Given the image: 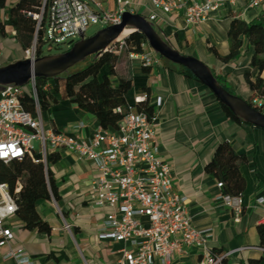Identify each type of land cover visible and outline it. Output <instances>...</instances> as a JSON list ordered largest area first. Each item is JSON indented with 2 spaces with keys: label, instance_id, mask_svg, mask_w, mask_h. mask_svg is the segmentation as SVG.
<instances>
[{
  "label": "crops",
  "instance_id": "crops-1",
  "mask_svg": "<svg viewBox=\"0 0 264 264\" xmlns=\"http://www.w3.org/2000/svg\"><path fill=\"white\" fill-rule=\"evenodd\" d=\"M17 1L1 0L0 23L7 19L6 14L4 19V9L11 8ZM99 1L106 10L116 7L115 0ZM138 2L139 15L148 17L155 13L149 0ZM246 5L245 0H239L236 6L227 5L196 27L186 23L182 11L159 12L157 26L172 47L205 63L213 73L227 80L237 96L249 100L253 94L246 83L245 72H251L254 79L258 76V70L251 67L253 49L246 45L241 56L229 63L210 52L214 47L221 56L228 55V31L233 18L264 23V7L241 17ZM12 35L15 36V32L12 31ZM8 41L0 37V66L25 58L19 44L12 45ZM5 44L13 51L6 52ZM131 67L134 82L127 95L128 105L134 112L136 98L149 95L160 156L171 165L175 189L188 199L193 226L199 231H209L210 250L230 254L225 264H264V252L249 249L261 247L258 227L264 219V205H256V200L264 198V133L247 124L232 122L206 86L187 77L180 67L163 58L159 65L151 67L150 73L143 71L140 60H131ZM111 80L114 86L118 85L116 77ZM160 100L162 106L159 107ZM48 116H53L56 131L71 136L75 133L74 126L82 121L89 124L81 134L83 137L101 127L94 116L69 101L55 104ZM223 142L230 143L248 158V163L241 168L246 188L239 198L243 208L240 222H236L232 210L218 200L220 181L206 169ZM58 156L59 162L51 165L58 199L50 195L37 203L38 212L49 223L51 233L26 230L16 215L10 217L7 227L12 229L15 238L10 246L0 247V264H15L4 261L3 257L10 249L19 248L25 249L35 264H113L123 248V243L98 238L97 230L110 209L90 204L89 195L98 176L94 164L69 151ZM200 254L199 250L191 249L188 255L177 256L172 264H198ZM50 255L54 257L47 260ZM155 264L161 263L156 260Z\"/></svg>",
  "mask_w": 264,
  "mask_h": 264
},
{
  "label": "built area",
  "instance_id": "built-area-1",
  "mask_svg": "<svg viewBox=\"0 0 264 264\" xmlns=\"http://www.w3.org/2000/svg\"><path fill=\"white\" fill-rule=\"evenodd\" d=\"M45 1V23L43 25L44 4L42 14L38 16L33 46L25 52V59L32 61L42 57L38 50L40 42L42 50L46 44L67 45L70 48L81 39L82 34L86 35L91 26L106 28L120 24L125 13L137 15L140 6L138 0H115V9L109 11L99 0ZM149 1L155 13L145 18L161 34L157 26L159 12L175 14L182 11L186 23L196 27L207 22L213 13L223 7L236 6L239 0ZM245 1L247 5L241 17L264 7V0ZM124 46L125 38H120L106 52L119 54ZM129 57L140 60L147 67L161 63V57L153 51ZM29 85L35 113L23 104L22 98L27 91L25 87L8 86L0 93V162L29 158L43 165L47 171L50 156L64 151L77 153L92 162L98 176L89 195L90 204L110 209L97 230L98 238L124 244L113 264H155L156 260L161 264H172L177 256L188 255L191 249L201 252L198 264H224L230 254L212 253L207 245L209 231H199L193 226L188 199L175 189L171 165L160 156L154 116L150 120L144 112L131 111L116 130L97 127L84 137L81 134L89 124L82 121L74 126L75 133L71 136L55 130L53 116L43 117L36 79ZM147 98V94L136 98V104ZM253 104L261 107L262 101L256 98ZM158 106H162L161 100ZM218 187L221 190L218 200L223 201L225 207L234 213L235 221L240 222L243 214L240 197L223 194L222 182ZM256 205L263 206L264 198H258ZM16 210L8 185L0 184V247L10 246L15 238L12 229L7 227V221L16 215ZM249 249L264 252L262 247ZM3 260L14 261L15 264H35L23 248L10 249Z\"/></svg>",
  "mask_w": 264,
  "mask_h": 264
},
{
  "label": "trees",
  "instance_id": "trees-1",
  "mask_svg": "<svg viewBox=\"0 0 264 264\" xmlns=\"http://www.w3.org/2000/svg\"><path fill=\"white\" fill-rule=\"evenodd\" d=\"M44 4L45 0H18L7 10L6 21L0 23V37L7 38L11 30L15 32L14 37L24 52L31 49L38 29V16L42 14ZM45 8L43 25L47 5ZM42 33L41 30L40 41ZM228 41L230 51L227 56H221L214 47L210 48V52L222 62L229 63L241 56L246 45L253 49L251 67L258 70V76L254 79L251 72H245L246 83L253 94L246 101L255 107L253 100L256 98L261 100L262 106L255 108L264 113V23L233 18L228 31ZM147 46L145 36L139 32H133L125 38V46L119 54L104 52L98 57H91L87 64L76 71H70L51 80L37 79L36 91L43 117L48 118V112L55 104L69 101L83 112L94 116L102 128L116 130L123 118L131 112L127 95L133 87L134 76L129 56L145 54ZM38 50L43 57L41 42ZM142 66L145 73L151 72V67L144 64ZM178 67L184 75L197 81L189 70ZM213 74L229 93L237 96L225 78ZM113 77L118 79L117 86L112 83ZM22 101L27 110L35 113L36 107L31 91H26ZM219 104L232 122L244 124L228 108L220 102ZM136 111L144 112L150 120L153 119L154 108L150 105L149 95L146 100L137 103ZM249 126L264 133L263 129ZM59 160L58 155L50 156L47 171L43 165L36 164L29 158L10 163L0 162V184L8 185L16 203V216L26 230L51 233L49 223L38 212L37 203L50 195L58 199V187L51 165L58 163ZM247 163L246 155L239 154L230 143L223 142L218 146L213 160L206 169L209 174L223 183V194L241 197L246 188V179L242 175L241 168ZM258 232L261 247L264 248V223L259 225ZM212 253L222 254L213 250ZM52 256H47L46 259L50 260Z\"/></svg>",
  "mask_w": 264,
  "mask_h": 264
},
{
  "label": "water",
  "instance_id": "water-1",
  "mask_svg": "<svg viewBox=\"0 0 264 264\" xmlns=\"http://www.w3.org/2000/svg\"><path fill=\"white\" fill-rule=\"evenodd\" d=\"M127 30L131 34H143L154 53L173 65L189 70L198 82L206 86L244 124L264 130V113L243 98L229 93L205 63L172 47L144 16L138 14L125 13L120 24L103 28L92 37L82 34L81 39L73 43L67 52L43 56L35 61L22 59L0 66V93L8 86L23 88L33 79L51 80L67 74L88 58L106 52Z\"/></svg>",
  "mask_w": 264,
  "mask_h": 264
},
{
  "label": "rangeland",
  "instance_id": "rangeland-1",
  "mask_svg": "<svg viewBox=\"0 0 264 264\" xmlns=\"http://www.w3.org/2000/svg\"><path fill=\"white\" fill-rule=\"evenodd\" d=\"M8 9H9V6L4 9V19H5V14H6V12H7ZM101 29H103V27L100 26V25H93V26H91L87 30V32H86V37H92L93 35H95ZM4 39H8L9 40L8 42H11L12 45H15L16 42H17L16 39H15V37L12 35V31L11 30L8 32V37L7 38H4ZM4 47L6 48L5 49L6 52L7 51L8 52L13 51L12 50L13 48L7 46L6 44L4 45ZM68 50H69V47L67 45H60V46H58V45H55V44H51V45L50 44H46L44 46V48H43L44 56L61 54V53H64V52H66ZM146 50H147L148 53L150 51H152L149 46H147ZM24 56H25V54H24ZM22 59H25V58H20L19 60H22ZM90 59H91V57L88 58L84 63L78 64L77 66H75L74 68H72L70 71H76V70H78L84 64H87L90 61ZM10 63L11 62L9 61L8 64H10ZM170 64H172V63H170ZM25 88H26V90L31 91V86L30 85H27ZM36 147H38V143H36Z\"/></svg>",
  "mask_w": 264,
  "mask_h": 264
},
{
  "label": "bare ground",
  "instance_id": "bare-ground-1",
  "mask_svg": "<svg viewBox=\"0 0 264 264\" xmlns=\"http://www.w3.org/2000/svg\"><path fill=\"white\" fill-rule=\"evenodd\" d=\"M131 34V31L127 30L121 38H127Z\"/></svg>",
  "mask_w": 264,
  "mask_h": 264
}]
</instances>
